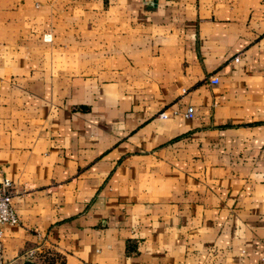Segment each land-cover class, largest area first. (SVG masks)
<instances>
[{
  "label": "crops",
  "instance_id": "1",
  "mask_svg": "<svg viewBox=\"0 0 264 264\" xmlns=\"http://www.w3.org/2000/svg\"><path fill=\"white\" fill-rule=\"evenodd\" d=\"M4 179L7 264H264V0H0Z\"/></svg>",
  "mask_w": 264,
  "mask_h": 264
},
{
  "label": "built area",
  "instance_id": "2",
  "mask_svg": "<svg viewBox=\"0 0 264 264\" xmlns=\"http://www.w3.org/2000/svg\"><path fill=\"white\" fill-rule=\"evenodd\" d=\"M239 56H234V60L238 61ZM210 82H218L217 76H210ZM187 116H192L193 106H188L186 113ZM161 115H165L164 112H161ZM0 264H7L4 260V226L6 224H16L19 221L18 213L12 205L11 197L12 194L7 190V186L10 184L8 179H4L3 182H0Z\"/></svg>",
  "mask_w": 264,
  "mask_h": 264
},
{
  "label": "water",
  "instance_id": "3",
  "mask_svg": "<svg viewBox=\"0 0 264 264\" xmlns=\"http://www.w3.org/2000/svg\"><path fill=\"white\" fill-rule=\"evenodd\" d=\"M25 264H30V262L27 261V262H25Z\"/></svg>",
  "mask_w": 264,
  "mask_h": 264
}]
</instances>
